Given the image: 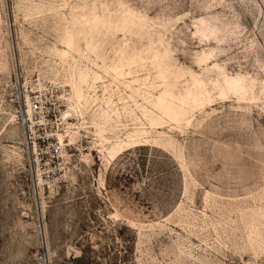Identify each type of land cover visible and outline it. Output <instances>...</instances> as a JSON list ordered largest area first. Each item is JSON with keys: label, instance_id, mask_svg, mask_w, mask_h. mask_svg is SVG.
Returning a JSON list of instances; mask_svg holds the SVG:
<instances>
[{"label": "rangeland", "instance_id": "obj_1", "mask_svg": "<svg viewBox=\"0 0 264 264\" xmlns=\"http://www.w3.org/2000/svg\"><path fill=\"white\" fill-rule=\"evenodd\" d=\"M50 84L69 146L41 164L13 98ZM41 248L264 264V0H0V264Z\"/></svg>", "mask_w": 264, "mask_h": 264}, {"label": "built area", "instance_id": "obj_2", "mask_svg": "<svg viewBox=\"0 0 264 264\" xmlns=\"http://www.w3.org/2000/svg\"><path fill=\"white\" fill-rule=\"evenodd\" d=\"M59 86L50 84L46 90L42 88H33L24 90L17 86L15 88V102L20 105H26L29 100V108L32 111V116L22 117L24 128V139L27 149L34 153L36 161L41 164L55 163L63 151H66L69 146L68 140H59L57 136H53L50 131H40L41 125H45L48 120L56 117L55 110L60 102ZM36 258L40 264H50L48 256L43 248L38 250Z\"/></svg>", "mask_w": 264, "mask_h": 264}, {"label": "bare ground", "instance_id": "obj_3", "mask_svg": "<svg viewBox=\"0 0 264 264\" xmlns=\"http://www.w3.org/2000/svg\"><path fill=\"white\" fill-rule=\"evenodd\" d=\"M27 104H28V107H29V100L27 101ZM27 104H26V105H27ZM24 112H25L26 115L28 114V116L32 114V111H31L30 108L26 109ZM72 114H73V112H72V108H71V107H68V109L65 111V113H64V115H63V119H64V120L68 119L69 117L72 116ZM81 114H82V113H81ZM95 124H96V122H95ZM98 125H99V124H98ZM97 128H98V130H100V131L103 130L102 125H101V126H97ZM57 134H58V132H56V135H57ZM57 138H58L59 140H61V141L64 140V137H63L62 139H60V137L57 136Z\"/></svg>", "mask_w": 264, "mask_h": 264}]
</instances>
